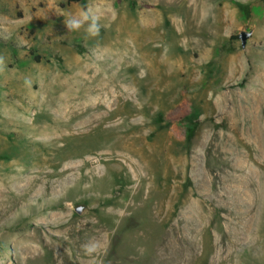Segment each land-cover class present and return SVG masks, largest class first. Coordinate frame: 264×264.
Returning <instances> with one entry per match:
<instances>
[{
	"label": "rangeland",
	"instance_id": "rangeland-1",
	"mask_svg": "<svg viewBox=\"0 0 264 264\" xmlns=\"http://www.w3.org/2000/svg\"><path fill=\"white\" fill-rule=\"evenodd\" d=\"M0 56V264H264V0H0Z\"/></svg>",
	"mask_w": 264,
	"mask_h": 264
},
{
	"label": "clouds",
	"instance_id": "clouds-1",
	"mask_svg": "<svg viewBox=\"0 0 264 264\" xmlns=\"http://www.w3.org/2000/svg\"><path fill=\"white\" fill-rule=\"evenodd\" d=\"M87 24L85 29L87 36L97 37L100 34L101 25L99 23V17L91 10L83 12L79 17L71 16L65 20V25L70 31H79L84 25ZM5 64V58L0 56V65ZM87 251H92L93 249L85 246Z\"/></svg>",
	"mask_w": 264,
	"mask_h": 264
},
{
	"label": "water",
	"instance_id": "water-1",
	"mask_svg": "<svg viewBox=\"0 0 264 264\" xmlns=\"http://www.w3.org/2000/svg\"><path fill=\"white\" fill-rule=\"evenodd\" d=\"M252 32L251 31H241L239 34V37L241 39V44L243 47L246 46L248 39L251 37Z\"/></svg>",
	"mask_w": 264,
	"mask_h": 264
},
{
	"label": "trees",
	"instance_id": "trees-1",
	"mask_svg": "<svg viewBox=\"0 0 264 264\" xmlns=\"http://www.w3.org/2000/svg\"><path fill=\"white\" fill-rule=\"evenodd\" d=\"M68 2H79L81 0H67Z\"/></svg>",
	"mask_w": 264,
	"mask_h": 264
},
{
	"label": "bare ground",
	"instance_id": "bare-ground-1",
	"mask_svg": "<svg viewBox=\"0 0 264 264\" xmlns=\"http://www.w3.org/2000/svg\"><path fill=\"white\" fill-rule=\"evenodd\" d=\"M257 103H258V102H257ZM260 131H261L260 128H258V132H259V133H260Z\"/></svg>",
	"mask_w": 264,
	"mask_h": 264
}]
</instances>
